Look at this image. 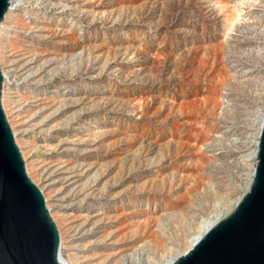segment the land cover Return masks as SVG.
I'll list each match as a JSON object with an SVG mask.
<instances>
[{"label":"rangeland","instance_id":"1","mask_svg":"<svg viewBox=\"0 0 264 264\" xmlns=\"http://www.w3.org/2000/svg\"><path fill=\"white\" fill-rule=\"evenodd\" d=\"M2 22V105L71 264L158 263L242 194L264 0H23Z\"/></svg>","mask_w":264,"mask_h":264},{"label":"water","instance_id":"2","mask_svg":"<svg viewBox=\"0 0 264 264\" xmlns=\"http://www.w3.org/2000/svg\"><path fill=\"white\" fill-rule=\"evenodd\" d=\"M10 0H0V23ZM0 66V264H69L43 191L29 176L2 105ZM249 190L171 264H264V121Z\"/></svg>","mask_w":264,"mask_h":264},{"label":"bare ground","instance_id":"3","mask_svg":"<svg viewBox=\"0 0 264 264\" xmlns=\"http://www.w3.org/2000/svg\"><path fill=\"white\" fill-rule=\"evenodd\" d=\"M23 5V0H10V7L9 11H13ZM4 28V22L0 23V30ZM4 78H7L6 74L3 73ZM256 123L257 127L255 128V131L251 133L250 136V152L246 155V172H245V182L243 186V192L240 194L236 199H232V201H225L222 203H217V209L212 212L209 216L203 218L200 223L198 228L196 229L194 235L189 239L187 242V248L185 251L190 249L192 245L205 233V231L213 225L216 221L219 219L225 217L228 215L236 206V204L239 202L241 197L249 190L253 178H254V170L257 165V159L256 153L258 149V143H259V137L261 133V128L262 124L264 121V104L261 106L260 109H258V114L256 116ZM255 122V121H254ZM244 177V176H243ZM244 179V178H243ZM229 200V199H228ZM155 241V240H154ZM159 240L156 241V244L161 247L162 242H158ZM161 241V239H160ZM162 245L165 246V244L162 243ZM184 251V252H185ZM146 250H141V248H136L131 252H126L122 254L118 260L115 262V264H171L173 260H175L180 254L184 252H179V251H173V249H166V251L160 255L158 263H155L151 257H148L146 255ZM65 259V258H64ZM69 264H71L67 259H65Z\"/></svg>","mask_w":264,"mask_h":264}]
</instances>
